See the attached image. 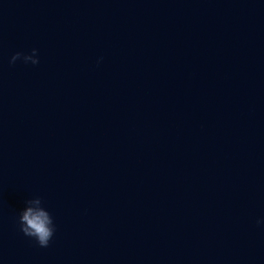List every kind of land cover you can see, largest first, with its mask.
Wrapping results in <instances>:
<instances>
[{"label": "water", "instance_id": "1", "mask_svg": "<svg viewBox=\"0 0 264 264\" xmlns=\"http://www.w3.org/2000/svg\"><path fill=\"white\" fill-rule=\"evenodd\" d=\"M258 217L264 0H0V264H264Z\"/></svg>", "mask_w": 264, "mask_h": 264}, {"label": "clouds", "instance_id": "2", "mask_svg": "<svg viewBox=\"0 0 264 264\" xmlns=\"http://www.w3.org/2000/svg\"><path fill=\"white\" fill-rule=\"evenodd\" d=\"M18 60L24 64L37 65L39 63L37 49L33 48L29 53H14L9 59V64H14ZM16 223L19 231L24 236L34 240L36 245L41 248L49 245L56 231L52 215L42 206L40 198L26 201L25 207L18 212ZM256 224L264 226V217H258Z\"/></svg>", "mask_w": 264, "mask_h": 264}]
</instances>
